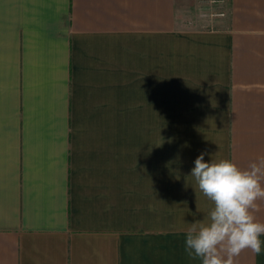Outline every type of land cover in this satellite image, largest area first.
Segmentation results:
<instances>
[{"label":"crops","instance_id":"obj_1","mask_svg":"<svg viewBox=\"0 0 264 264\" xmlns=\"http://www.w3.org/2000/svg\"><path fill=\"white\" fill-rule=\"evenodd\" d=\"M210 1L0 0V264H202L195 159L264 157V0Z\"/></svg>","mask_w":264,"mask_h":264},{"label":"clouds","instance_id":"obj_2","mask_svg":"<svg viewBox=\"0 0 264 264\" xmlns=\"http://www.w3.org/2000/svg\"><path fill=\"white\" fill-rule=\"evenodd\" d=\"M194 161L191 176L213 207L203 220L187 229L185 251L202 264H236L242 251L261 252L264 223L255 213L264 200V157L241 169L231 160Z\"/></svg>","mask_w":264,"mask_h":264},{"label":"built area","instance_id":"obj_3","mask_svg":"<svg viewBox=\"0 0 264 264\" xmlns=\"http://www.w3.org/2000/svg\"><path fill=\"white\" fill-rule=\"evenodd\" d=\"M221 1H218V0H211L210 1V5H216V4H220ZM212 16L214 17H220V18H224L226 15L224 13H217V14H213Z\"/></svg>","mask_w":264,"mask_h":264}]
</instances>
